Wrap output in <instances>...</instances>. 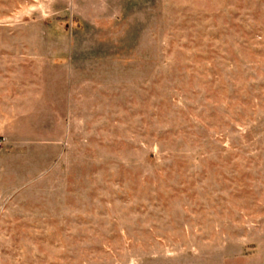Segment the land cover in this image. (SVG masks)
I'll list each match as a JSON object with an SVG mask.
<instances>
[{"label": "rangeland", "instance_id": "rangeland-1", "mask_svg": "<svg viewBox=\"0 0 264 264\" xmlns=\"http://www.w3.org/2000/svg\"><path fill=\"white\" fill-rule=\"evenodd\" d=\"M0 264H264V0H0Z\"/></svg>", "mask_w": 264, "mask_h": 264}]
</instances>
